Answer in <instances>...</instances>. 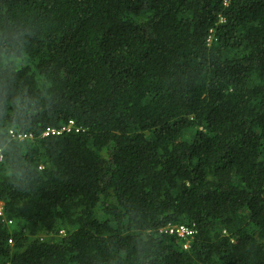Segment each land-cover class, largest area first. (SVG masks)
Masks as SVG:
<instances>
[{
    "label": "trees",
    "instance_id": "16d2710c",
    "mask_svg": "<svg viewBox=\"0 0 264 264\" xmlns=\"http://www.w3.org/2000/svg\"><path fill=\"white\" fill-rule=\"evenodd\" d=\"M0 207V264H264V0H0Z\"/></svg>",
    "mask_w": 264,
    "mask_h": 264
},
{
    "label": "built area",
    "instance_id": "2783aa9c",
    "mask_svg": "<svg viewBox=\"0 0 264 264\" xmlns=\"http://www.w3.org/2000/svg\"><path fill=\"white\" fill-rule=\"evenodd\" d=\"M225 1H227V0H225ZM72 124H73L72 121H70L66 126H63L60 130L48 128L44 132V134L55 133V132L59 133L63 130H69L72 127ZM10 133L13 137L18 138L19 140H23V138L25 137L24 135H20V134L15 135L12 131H10ZM0 216H2V208L1 207H0ZM162 230L168 234H172V235L177 236L179 239H183L184 240V243H183L184 248H187L189 240L192 238V236L196 232L195 226L193 224L187 225L184 223H171V224H168L167 226H165Z\"/></svg>",
    "mask_w": 264,
    "mask_h": 264
}]
</instances>
